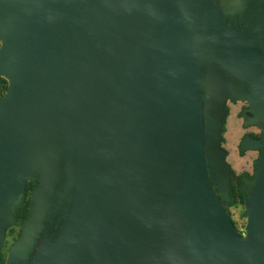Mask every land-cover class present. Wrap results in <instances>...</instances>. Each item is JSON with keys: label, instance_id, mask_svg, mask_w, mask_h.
I'll return each mask as SVG.
<instances>
[{"label": "water", "instance_id": "1", "mask_svg": "<svg viewBox=\"0 0 264 264\" xmlns=\"http://www.w3.org/2000/svg\"><path fill=\"white\" fill-rule=\"evenodd\" d=\"M261 39L215 0H0V250L36 182L4 264H264ZM230 99L263 126L243 229Z\"/></svg>", "mask_w": 264, "mask_h": 264}, {"label": "flooded vegetation", "instance_id": "2", "mask_svg": "<svg viewBox=\"0 0 264 264\" xmlns=\"http://www.w3.org/2000/svg\"><path fill=\"white\" fill-rule=\"evenodd\" d=\"M218 6L221 8V12L223 15V19L225 22H227L228 25L234 27V28H240L244 32L249 31L253 26H257L258 24L263 25L264 20L262 16L264 15V0H251L249 3L240 6L235 7L233 5L228 6L230 3V0H225V4L222 3V0H215ZM263 30L261 31V33ZM260 47L264 50V39L260 40ZM1 46V42H0ZM9 82L8 79L0 74V98L5 95L7 88H8ZM243 86V85H242ZM248 88V87H246ZM237 105V117L241 118V124H240V138L239 141L236 144L238 156L246 157L249 155L250 152L256 151V156L252 160V168L251 170L249 168H243L241 171L237 172L234 166L229 161V156L231 155V150L229 146L227 145V127L226 122L228 120V117L231 115V106ZM249 103L244 100H235L230 99L227 103V109H228V115L227 119L224 125V131H223V137L224 141L222 146L227 150V161L230 163L232 169L234 170L237 179L235 180L234 175L230 176L223 182V190H217V193L222 197L223 203L226 205L227 209L231 213V217L235 224L237 225L236 218L234 216L235 209L240 206L241 204L245 203L247 192V181L249 179H252L255 175L256 171V160L259 158L261 154V150L258 148H248L244 151L242 150V141L245 138V136H249L252 139L255 138H261L263 134V126L260 123H249L246 125V117L243 115V110L246 109L248 114L253 115V111L249 109ZM250 157V156H248ZM245 159V158H244ZM243 159V160H244ZM236 186L234 189L233 187ZM241 195H243V200ZM241 216L246 219V213L242 212ZM20 234V233H19ZM19 234L16 237L19 236ZM13 238V240L15 239Z\"/></svg>", "mask_w": 264, "mask_h": 264}, {"label": "rangeland", "instance_id": "3", "mask_svg": "<svg viewBox=\"0 0 264 264\" xmlns=\"http://www.w3.org/2000/svg\"><path fill=\"white\" fill-rule=\"evenodd\" d=\"M231 109H232L231 115L228 117V120L226 122V127L228 129L226 132V137H227L226 141H227V145L229 146V148L231 150V155L229 156V161L234 166L233 168H235L237 172L241 171L243 168H249L251 170L252 160L256 156L257 152L252 151L246 157L245 156L244 157L238 156L236 144L239 141L240 133H241V129H240L241 118H238L236 115L237 105L232 104ZM248 156H250V157H248ZM244 210H245V203L238 206L234 211V216L236 218L237 226L241 229H243L245 222H246V219L241 216V213L242 212L244 213ZM9 229H8V231H9ZM13 238H15V236L11 237V236H9V234H7L5 244H6L7 240H9V239H11L10 244H12ZM5 244H4V246H5ZM9 246H11V245H9Z\"/></svg>", "mask_w": 264, "mask_h": 264}, {"label": "trees", "instance_id": "4", "mask_svg": "<svg viewBox=\"0 0 264 264\" xmlns=\"http://www.w3.org/2000/svg\"><path fill=\"white\" fill-rule=\"evenodd\" d=\"M36 185L35 180H31L28 185H27V189H26V193L23 199L22 204L20 205L19 209L17 210L16 213V217H17V223L15 225H13L12 227H10L8 234L11 237L17 236L20 233V223L21 221H23L25 219V217L27 216L28 212H29V207L31 204V193L32 190L34 188V186ZM234 189L236 188V186L233 187ZM242 200H243V195H241ZM11 239L7 240L5 246L3 247L2 250H0V264H4L7 258V251L9 249V245H11Z\"/></svg>", "mask_w": 264, "mask_h": 264}]
</instances>
